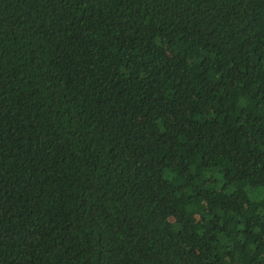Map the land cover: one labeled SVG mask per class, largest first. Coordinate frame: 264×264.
<instances>
[{
  "label": "trees",
  "instance_id": "16d2710c",
  "mask_svg": "<svg viewBox=\"0 0 264 264\" xmlns=\"http://www.w3.org/2000/svg\"><path fill=\"white\" fill-rule=\"evenodd\" d=\"M0 264H264V0H0Z\"/></svg>",
  "mask_w": 264,
  "mask_h": 264
}]
</instances>
